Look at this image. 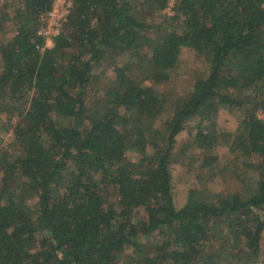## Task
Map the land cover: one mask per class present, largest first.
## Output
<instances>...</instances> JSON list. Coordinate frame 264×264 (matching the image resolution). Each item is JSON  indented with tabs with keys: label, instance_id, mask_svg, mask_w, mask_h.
Returning <instances> with one entry per match:
<instances>
[{
	"label": "trees",
	"instance_id": "16d2710c",
	"mask_svg": "<svg viewBox=\"0 0 264 264\" xmlns=\"http://www.w3.org/2000/svg\"><path fill=\"white\" fill-rule=\"evenodd\" d=\"M70 1L44 47L52 0H0V32L13 30L0 42V130L12 135L0 150V264H252L264 228V0ZM184 49L207 70L170 104L155 86ZM221 109L238 112L231 151L258 159L255 179L233 172L241 193L193 188L177 208L175 138L196 119L190 143L212 172L208 124Z\"/></svg>",
	"mask_w": 264,
	"mask_h": 264
},
{
	"label": "rangeland",
	"instance_id": "374dc122",
	"mask_svg": "<svg viewBox=\"0 0 264 264\" xmlns=\"http://www.w3.org/2000/svg\"><path fill=\"white\" fill-rule=\"evenodd\" d=\"M5 2H8L11 7L17 4V0H5ZM152 10V8L148 7L145 12V17L150 21L156 23L160 22L162 16L158 15H164V13L157 12V14L152 12ZM137 14L138 17H142L143 13L137 11ZM6 33L5 31L0 32V42L4 38H7L9 36L8 34H12L13 30L7 27ZM144 49V46H142L139 53L142 54ZM195 56V53L184 49L180 56L178 69L174 72L172 78L163 85L155 86L157 89L161 90V92L168 93V101L170 104L188 96L191 90L192 80L197 79V77L203 75V72L207 70L205 59L202 57L196 58ZM102 68L103 66H100L95 70L99 72ZM108 74L107 76L109 78H113L112 72ZM151 83L153 82L147 84L153 85ZM237 116L238 112L235 113L230 109H221L214 117L213 125L208 124V126H214L216 133L219 135L218 143L212 149V156L218 159L213 166L214 169L212 172L209 171V169L201 167L199 161L201 153L193 148L190 143L192 141L191 135L196 130L198 122L196 119L188 121L183 130L175 138L172 152L171 176L173 200L177 208L185 203L189 190L193 188L201 189L205 186V188L212 192L228 193L234 191L241 193L243 190L241 189V182L232 177L233 172L246 175L247 179L251 180V182L255 179V172L259 168L258 159L254 157L246 161L240 158L241 155L239 152L231 151V142L233 139L231 137L234 136L237 128ZM162 118L164 119L166 116L164 115ZM5 122V116L1 115L0 126ZM161 123L162 120H159L157 126ZM11 136L10 131L4 133L0 130V150H11ZM128 253L129 250L126 251V254ZM228 260H233V258H228ZM124 261L123 259L122 262ZM255 263L264 264V228L261 233L258 258H256L252 264Z\"/></svg>",
	"mask_w": 264,
	"mask_h": 264
},
{
	"label": "built area",
	"instance_id": "2783aa9c",
	"mask_svg": "<svg viewBox=\"0 0 264 264\" xmlns=\"http://www.w3.org/2000/svg\"><path fill=\"white\" fill-rule=\"evenodd\" d=\"M70 0H52L50 10L42 17V26L37 35L44 41V47H50L53 38L59 34L61 25L66 22L71 10Z\"/></svg>",
	"mask_w": 264,
	"mask_h": 264
}]
</instances>
